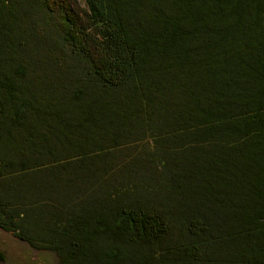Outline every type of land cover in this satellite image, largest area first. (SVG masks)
<instances>
[{
	"label": "trees",
	"instance_id": "trees-1",
	"mask_svg": "<svg viewBox=\"0 0 264 264\" xmlns=\"http://www.w3.org/2000/svg\"><path fill=\"white\" fill-rule=\"evenodd\" d=\"M0 229L59 264H264V0H0Z\"/></svg>",
	"mask_w": 264,
	"mask_h": 264
},
{
	"label": "rangeland",
	"instance_id": "rangeland-1",
	"mask_svg": "<svg viewBox=\"0 0 264 264\" xmlns=\"http://www.w3.org/2000/svg\"><path fill=\"white\" fill-rule=\"evenodd\" d=\"M0 264H59L50 251H37L9 231L0 229Z\"/></svg>",
	"mask_w": 264,
	"mask_h": 264
}]
</instances>
